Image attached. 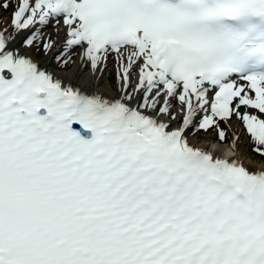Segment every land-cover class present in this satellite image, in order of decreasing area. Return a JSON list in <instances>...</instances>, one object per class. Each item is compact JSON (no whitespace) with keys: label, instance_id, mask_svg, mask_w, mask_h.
I'll use <instances>...</instances> for the list:
<instances>
[{"label":"snow or ice","instance_id":"snow-or-ice-1","mask_svg":"<svg viewBox=\"0 0 264 264\" xmlns=\"http://www.w3.org/2000/svg\"><path fill=\"white\" fill-rule=\"evenodd\" d=\"M234 120L264 157V0H0V264H264Z\"/></svg>","mask_w":264,"mask_h":264},{"label":"bare ground","instance_id":"bare-ground-1","mask_svg":"<svg viewBox=\"0 0 264 264\" xmlns=\"http://www.w3.org/2000/svg\"><path fill=\"white\" fill-rule=\"evenodd\" d=\"M5 17H8V15H6ZM49 31H52V29ZM59 38H63V32H61L59 34ZM42 63H46L44 57H39L38 58ZM73 65V66H72ZM71 66H69L70 68H68L67 72H60L59 70H57L55 67V71L62 76L64 79L66 80H71L73 83L79 85L80 87H83L85 89L89 88L92 90H95L97 92L103 93L104 95L107 96H116L118 95L117 92V84H116V78L111 79L112 75H111V67L109 68V70L107 72H105L104 75H100L99 73H93L92 69L89 68H85L83 67L79 61H77L75 64H72ZM105 79V80H104ZM104 81V82H103ZM232 130L236 131L233 127ZM245 131V130H244ZM246 133V131H245ZM239 135V134H238ZM195 136V135H194ZM196 140L197 137L195 136ZM212 136L209 134V136L206 138L205 142H194L195 144H197L198 146L203 145L205 147L211 145L212 143L209 142L211 141ZM240 139V137H239ZM241 141V140H240ZM240 141H237V145L235 147V149L240 153V155L246 160L247 163H249L250 165H259V167L264 166V162H259L258 160H255L252 158L251 154H249L247 152V149L240 143ZM216 150L218 151H222V149H224L225 144H220L216 146Z\"/></svg>","mask_w":264,"mask_h":264},{"label":"rangeland","instance_id":"rangeland-1","mask_svg":"<svg viewBox=\"0 0 264 264\" xmlns=\"http://www.w3.org/2000/svg\"><path fill=\"white\" fill-rule=\"evenodd\" d=\"M3 14L4 15H6L7 13L6 12H3ZM39 57H42V56H39ZM71 66V65H70ZM73 66V65H72ZM71 66V67H72ZM68 68H70V67H68ZM68 68L66 67V68H60L59 69V71L60 72H67L68 71ZM112 74H113V76H114V74H115V72H112ZM105 80V79H104ZM104 82V81H103ZM234 126L235 128H237L238 129V127H239V124L238 123H236V122H232V124H231V126ZM230 126V127H231ZM222 127H224L225 128V130H226V137L225 138H227L228 140H229V138H231V135H232V130H230V127L228 126V125H222ZM214 134L215 132L211 129L210 131H208V132H204L203 130L202 131H199V134H200V136L199 137H197V140H196V138H195V136L193 135L192 137H191V139H192V141H194V142H196V141H200V142H205V140H206V138L209 136V134L211 135V134ZM239 137H240V139H239V141H240V143L247 149V152L249 153V154H251V151L250 150H252L253 149V144H252V141H251V137H246V136H243V134L242 133H240L239 134ZM253 156L256 158H258V156L256 155H254L253 154ZM261 157V156H260ZM257 160V159H256ZM259 162L261 161V162H264V157H261V159H259L258 160Z\"/></svg>","mask_w":264,"mask_h":264}]
</instances>
